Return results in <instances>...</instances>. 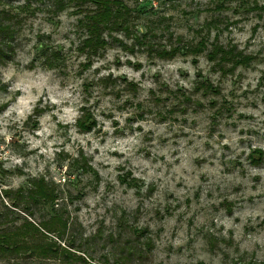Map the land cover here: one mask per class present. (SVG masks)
<instances>
[{"label":"rangeland","instance_id":"rangeland-1","mask_svg":"<svg viewBox=\"0 0 264 264\" xmlns=\"http://www.w3.org/2000/svg\"><path fill=\"white\" fill-rule=\"evenodd\" d=\"M123 1L129 36L87 56L73 3L0 0L13 32L0 64V190L52 182L88 264H264V0ZM148 29L157 46L205 37L252 61L160 60L134 41Z\"/></svg>","mask_w":264,"mask_h":264},{"label":"trees","instance_id":"trees-1","mask_svg":"<svg viewBox=\"0 0 264 264\" xmlns=\"http://www.w3.org/2000/svg\"><path fill=\"white\" fill-rule=\"evenodd\" d=\"M66 1L73 3L77 7V13L81 14L78 25L84 33V38L79 51L87 56H94L103 50L108 44L107 38L114 39L112 35L123 33L129 36L134 12L123 0ZM136 1L166 3L169 0ZM57 4V8L62 10L63 1H58ZM3 15L5 12L0 10V64L7 61L10 54V40H13V32ZM210 24H207L206 34L209 33ZM196 33H201V30ZM151 36H156V34L153 30L148 29L145 34L135 36L134 41L136 45L143 47L149 56H154L160 60H170L179 54L198 56L205 52L206 59L217 65L218 70L228 69L225 66L230 64L231 67L228 71H233L238 66H247L252 61L250 56H244L236 51L234 46L223 47L217 42V39L210 44L205 37L199 38L196 43H184L181 37H176V45L166 48L152 44L148 40L151 39ZM168 36L171 37V34ZM58 57L56 52H51L50 56H44V59L50 67L54 65ZM202 87L205 89V93L208 91L216 93V88L210 84H204ZM81 111L78 118L79 122L86 119L83 115V109ZM93 125V122H89V126L81 125L79 127L83 131L89 132L94 127ZM73 165H76V160L73 161ZM78 168L83 174L92 172L91 168L85 165ZM66 199L52 182L43 177L30 178L27 180V187L15 191L1 189L0 261H5L8 264L10 261L33 258L41 261H63L68 264H88L89 258L84 251H81V242H77L74 237H69L71 218L65 205ZM3 200H7L10 205L7 206ZM40 207L45 208L46 213L39 222H35L31 217L33 218L34 213ZM14 210L24 212L25 216L22 217L17 214L16 217ZM133 231L136 235H141V231L136 229ZM146 245L149 247L150 242H147ZM104 261L107 263V259ZM113 264L129 263H126L125 258H123V261L117 259Z\"/></svg>","mask_w":264,"mask_h":264}]
</instances>
